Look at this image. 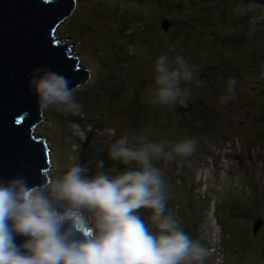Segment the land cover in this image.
Masks as SVG:
<instances>
[{"label":"rangeland","instance_id":"374dc122","mask_svg":"<svg viewBox=\"0 0 264 264\" xmlns=\"http://www.w3.org/2000/svg\"><path fill=\"white\" fill-rule=\"evenodd\" d=\"M124 3L123 0H77L73 13L56 28V38L63 42L68 41L72 45L71 55L79 58V65L90 72V78L74 93L76 101L82 106L79 114L63 115L54 110L47 111L43 113V120L34 129V135L41 137L47 148L50 164L46 171L47 179L74 164L85 168L86 174L93 173L98 162L107 157L106 141L115 140L116 131L133 123L134 115L141 107L144 112L139 118V124L141 128H153L156 141L194 138L189 137L185 123L180 124L176 119L173 106L161 107L150 103L151 65L155 58L161 54L169 58L181 55L193 68L194 75L202 70L204 84L209 73L215 76L221 69L224 70L225 64L229 67L228 71L235 68L233 78L241 72L235 78L237 83L234 88V99L220 104V96L205 93L203 87L199 89L204 95L201 98L197 95V99L201 101L197 104L199 109L205 105L211 116L215 117L220 112L219 119L225 118L219 120L222 131L215 129L211 132L213 122L205 130L207 136L214 137L213 142L206 141L205 152L199 156L193 152L180 160L183 167H188L195 182L200 185L194 193L199 196L196 202L202 210V217L205 212L208 217L212 214V218H215V205L218 209V206L227 204L228 209L229 203L232 202L240 203L241 206L237 207L241 210L244 208L243 205L247 207L254 205L264 216V124L258 125L254 114L264 106V99L248 93L247 89L255 84L257 76L249 78L251 75L245 72V67H240L245 60L234 61V58H238L236 48L226 46L238 37L237 34L233 32L221 37L220 33L214 32V36L216 35L223 43L220 45L221 55L218 56L214 49L216 44L209 37L213 18L208 21L203 16L197 18L193 16L190 24L193 28L187 29L186 33H181V30L171 31L170 26L168 33L171 34L164 35L159 28L162 19L157 20L158 13L151 9L152 6L134 8L129 5L127 8L123 6ZM256 5L263 8L264 0H258ZM194 12L196 11L192 10V13ZM138 20H142L146 25L143 32L136 26ZM200 29L201 36L198 35ZM134 33L136 35L133 39ZM156 44L163 45L158 47ZM167 44L171 48H168V54ZM196 55H199V61L194 58ZM259 67V77L264 79V62ZM210 68L214 69L209 70ZM204 70H208L209 73ZM119 84L122 85L124 92L122 94L120 91L118 99H112L110 94L114 88L119 87ZM187 86L192 87L193 83H181V87L188 88ZM186 107L179 106L181 119L186 115L188 110ZM250 113L254 115L253 118ZM200 115L203 113L200 112ZM73 121L86 125L85 130L81 129V126L70 127ZM65 122L68 123V131L64 129ZM198 128L201 129V125ZM142 132L146 135L152 133L147 129ZM96 155L97 162L94 159ZM83 156L84 159L87 157L85 161L81 158ZM171 162L160 161L159 165H156L163 170L165 182L172 174L174 177V174L180 176L179 172H170L168 167ZM99 167L119 171L117 161ZM254 187L257 190L253 192ZM179 204L178 216L181 218L178 219L179 225L192 239L198 240L204 246V242L191 231L192 226H197L194 224L195 219L190 224L186 222L191 208L184 198L180 199ZM193 207L195 208V205ZM222 207L224 206L220 208ZM219 220L226 225L229 219ZM145 221L150 224L148 219ZM257 222L260 226L256 231L260 232L257 241H253L250 234L251 219H236L235 228L232 223V228L226 227L225 231L223 227L216 228L215 223L218 227L216 218L205 219L201 226L204 229L201 236L205 242L211 244V248L208 249L209 254L203 264H250L251 257L264 260V250L261 253L257 250V242L264 239V219H258ZM230 239H234V244L229 247ZM260 264H264V261Z\"/></svg>","mask_w":264,"mask_h":264},{"label":"clouds","instance_id":"9594fccd","mask_svg":"<svg viewBox=\"0 0 264 264\" xmlns=\"http://www.w3.org/2000/svg\"><path fill=\"white\" fill-rule=\"evenodd\" d=\"M151 71L150 103L186 106L191 93L181 83L193 81L194 70L185 58L161 54ZM236 83L235 78L227 81L220 104L234 99ZM78 87L48 70L33 69L28 78L42 112L79 114ZM196 146L194 138L156 141L121 135L106 141V156L134 167L117 171L96 165L86 174L74 164L39 184L29 185L21 177L0 180V264H203L211 244L203 238V247L172 213H165L164 173L155 163L183 160ZM138 209L148 210L150 224ZM205 219L215 218L204 212L202 232Z\"/></svg>","mask_w":264,"mask_h":264},{"label":"trees","instance_id":"16d2710c","mask_svg":"<svg viewBox=\"0 0 264 264\" xmlns=\"http://www.w3.org/2000/svg\"><path fill=\"white\" fill-rule=\"evenodd\" d=\"M123 1L125 2L123 6L127 8L129 7V5L134 8L136 6H139L142 8L152 6L151 9H153L155 13H158L156 14L158 17L157 20L162 19L161 22L159 23V28L161 32L164 33V35H169L171 34V32L168 33V30L167 31L162 30L161 24L163 21H167L170 24L171 31L175 30L179 32L181 30V33H184V32L186 33L187 29L193 28V27H190L193 16H195L196 18L197 16H200V17L203 16L208 21L212 20L213 18V21H212L213 27L211 26L212 30L209 34V37H211L212 41L216 44L214 49L216 53L218 54V56L221 55L220 45H222L223 43H221L219 39L216 38V35L214 36V32L215 34L220 33L221 37L224 36L225 34H233V32L236 33L238 37L236 39H233L229 43L230 45H226V44L225 45L236 48L238 52L237 54L238 58H234V61L245 60L244 64L240 67L242 68L245 67V72L251 75L249 78L254 77L255 75L257 76L255 80V84L251 85L250 88L247 89L248 93L250 95L251 93H253L255 94V96L261 99H264V79L259 77L260 73L258 74V70L260 69L259 66L262 62H264V7L258 8V6L256 5L258 4V0H123ZM192 10L196 12L192 13ZM162 14H166V15L163 16ZM138 22H140V24H138ZM138 22L136 26L138 29H140L141 32H143L145 30L144 27L146 25H144L142 20H138ZM199 31L200 33L198 35L201 36V29ZM135 35H136L135 33L132 35L133 39L135 38ZM161 45H157V46L159 47ZM166 48H167L166 54H168V48L171 49L169 44H167ZM194 58L198 59L199 61V55L194 56ZM223 68L224 70L221 69V71L217 72L215 76L214 74L212 75L209 72H207L208 70H204L205 72L209 73L207 75L206 84L202 82V76H204V74H202L201 72L202 70L197 72L198 73L197 75L193 76V81L195 80L200 81L199 85H197L193 81H188L190 83H193V86L192 87L187 86L191 92V95L186 101V106H187L186 109L188 110L185 113L186 115H184L182 119L179 116V105H176V106L173 105L175 114L177 115L176 119L178 120V122L180 124L184 122L186 127L188 128L189 137L192 136L197 140L196 150L194 151L195 154L197 153L196 154L197 156L205 152L204 145L206 144V141L213 142L214 137H209L205 133L206 132L205 130L209 126H211L212 122L215 127L211 126L212 127L211 132H214L215 129L217 131L223 130L219 127V120L221 121L222 119H225V118L219 119L220 112H218L217 115L215 114L216 116L213 117L211 116L210 111L208 110V108H206L205 105H202L201 109H199L197 106V104L201 103L200 99H197L198 98L197 95H200V98L204 95V93H200V89L202 87L205 90V93L207 94L215 93L221 96L224 93V89L227 84V81L233 78L232 73L235 71V68H230L232 70L228 71L227 69L229 67L227 64H225ZM211 69H214V68H210L209 70ZM236 76L234 78H236ZM185 85H188V84H185ZM120 91L123 94L124 91L122 90V85L119 84V87L114 88L110 94L112 99H118L120 95ZM256 93H258V95ZM261 108H262V111H261ZM261 108L258 111V113L257 112L254 113L256 114L255 120L256 122H258V125L260 126L264 124V106ZM143 112H144L143 107H141L140 111L134 115L133 123L129 124L128 126H124L121 128V130H118L115 132V135L117 136L116 138H119L121 135H128L130 138H134L137 136H145L150 140H155L156 134L153 128L151 127L141 128L139 124V118ZM200 112H202L203 115H200ZM250 115L253 118L254 115L252 113H250ZM96 117H97V114H96ZM78 122L79 121L71 122L70 127L72 125H76L78 127L81 126L80 128L85 130L86 125H84L83 123L80 124ZM200 125H201V129L198 128ZM68 127H69L68 123L65 122L64 129L66 131H68ZM92 127H95V126H92ZM140 128L142 129V131H145L146 129L150 130L153 133V136H151L152 133H150V135L144 134L140 130ZM228 128L229 130L231 129V124L228 125ZM97 157L98 156L96 155L94 158L96 162H97ZM81 158L84 159V156ZM86 158L87 157L85 156V159ZM111 162L112 160L108 159L107 157L105 158L103 157L102 161L98 163L100 165L102 164L110 165ZM159 162L160 161H156L155 162L156 165H159L158 164ZM134 166H135L134 164L122 165L118 162L117 168L118 170H125L127 168H131ZM171 166H172V162H171L170 167H168L170 169V172H173V171L178 172L176 170H173ZM179 174L180 176H177L176 174H174L175 177L172 174V177H170L169 180L165 182V187H166V191L168 194V200H167L166 207H165V213L170 212L174 215V217L177 220L181 219L178 216V213H179L178 211L180 210L179 203H180V199L184 198L188 206L191 208L189 210V214H188L189 216H187L186 218L187 219L186 222L190 224L191 221L195 219L194 224H196L197 226H194V227L192 226L191 231L196 233L195 236H197V232L199 233L201 232L199 227H200V219L202 217L201 216L202 210L200 209V206L198 205L199 203L196 202V199H198L199 196H196L194 192L200 188V185H198L195 182L193 178V174L190 173V170L188 169V167H184V170L179 172ZM254 190H257V188L254 187L253 192ZM237 203L236 202L229 203L228 209L226 208L227 204L221 205V206H224L222 208H220L221 206H218L219 211L215 205V210H214L215 215L214 216L218 221L219 227L224 228L223 231H225L226 227L227 229H231L232 223L234 224V228H235L236 219L238 220L251 219L252 227L257 219L259 218L264 219V216L256 209V206L253 205V206L247 207L246 205H243L244 208L243 210H241L240 208H238L241 206V204L240 203L237 204ZM247 203L248 202H244V204H247ZM193 205L197 207L198 212H196ZM205 206H208V204H205ZM137 211L140 213L142 219H145V220L147 219L148 210L138 209ZM219 219H229L228 224L224 225ZM252 232H253V229H252ZM252 232L250 231V234L252 235L251 239L253 241H257L256 239L258 238L259 233L255 235ZM230 241L231 243L228 244L229 247L234 244V239L232 240L230 239ZM257 243H258L257 250L259 253H261L262 250H264V239ZM225 260H226V257H225ZM250 261H251L250 264H260L264 260H261L260 258L256 259L254 257H251Z\"/></svg>","mask_w":264,"mask_h":264},{"label":"water","instance_id":"95a60500","mask_svg":"<svg viewBox=\"0 0 264 264\" xmlns=\"http://www.w3.org/2000/svg\"><path fill=\"white\" fill-rule=\"evenodd\" d=\"M77 0H0V180L21 177L29 185L47 180L45 142L34 135L43 120L28 88L33 69L65 77L81 86L90 72L71 55L72 45L55 36L59 24L73 13ZM170 24L163 21L167 31ZM172 168L184 170L180 160ZM260 223H255V234ZM260 229V228H259Z\"/></svg>","mask_w":264,"mask_h":264},{"label":"flooded vegetation","instance_id":"af4514ba","mask_svg":"<svg viewBox=\"0 0 264 264\" xmlns=\"http://www.w3.org/2000/svg\"><path fill=\"white\" fill-rule=\"evenodd\" d=\"M196 206H198V205H196ZM195 210H196V212H198L197 210V207H195ZM199 239H201L202 241H203V239H202V237H199ZM204 242V241H203ZM203 247H205V243H204V246Z\"/></svg>","mask_w":264,"mask_h":264},{"label":"bare ground","instance_id":"6f19581e","mask_svg":"<svg viewBox=\"0 0 264 264\" xmlns=\"http://www.w3.org/2000/svg\"><path fill=\"white\" fill-rule=\"evenodd\" d=\"M56 31V30H55Z\"/></svg>","mask_w":264,"mask_h":264}]
</instances>
